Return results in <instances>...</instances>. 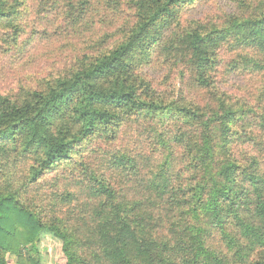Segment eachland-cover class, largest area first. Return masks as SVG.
Here are the masks:
<instances>
[{
  "label": "trees",
  "instance_id": "obj_1",
  "mask_svg": "<svg viewBox=\"0 0 264 264\" xmlns=\"http://www.w3.org/2000/svg\"><path fill=\"white\" fill-rule=\"evenodd\" d=\"M213 1L0 0L71 56L0 92V264H264V0Z\"/></svg>",
  "mask_w": 264,
  "mask_h": 264
},
{
  "label": "rangeland",
  "instance_id": "obj_2",
  "mask_svg": "<svg viewBox=\"0 0 264 264\" xmlns=\"http://www.w3.org/2000/svg\"><path fill=\"white\" fill-rule=\"evenodd\" d=\"M223 0H215L208 5L196 7L192 12L187 13L185 18L199 19L202 21L215 18L218 13L221 14L220 5ZM29 25H34L37 34L30 35L28 30L24 36L29 39L26 49L20 45L12 49L8 54H0V92L6 93L17 89L19 84H27L29 78H37L46 75L51 68L56 67L62 69L67 61L71 58L69 55L59 57L55 48L58 44L54 42V38H47L42 35L43 30H50L52 26L46 21L29 17ZM28 19V20H29ZM222 57L224 55H221ZM248 84V83H245ZM226 90L232 91L229 85ZM45 260L44 264H59L56 260L58 247L54 243L44 246ZM8 264H18L19 260L15 255L7 256Z\"/></svg>",
  "mask_w": 264,
  "mask_h": 264
}]
</instances>
